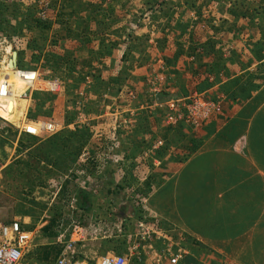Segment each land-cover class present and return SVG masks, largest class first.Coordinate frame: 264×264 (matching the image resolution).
Instances as JSON below:
<instances>
[{"label": "rangeland", "instance_id": "obj_1", "mask_svg": "<svg viewBox=\"0 0 264 264\" xmlns=\"http://www.w3.org/2000/svg\"><path fill=\"white\" fill-rule=\"evenodd\" d=\"M84 32L90 42L75 38ZM189 47L204 50L199 64ZM2 67L36 76L13 118L0 117V223L39 229L22 264L62 254L96 264L108 253L169 264L168 249L179 264L236 263L239 251L180 213L211 216L204 182L187 189L204 173L206 137L244 128L253 110L264 120V0H0ZM51 81L60 92L45 88ZM196 100L211 104L197 109L200 125ZM41 122L53 131H22Z\"/></svg>", "mask_w": 264, "mask_h": 264}, {"label": "crops", "instance_id": "obj_2", "mask_svg": "<svg viewBox=\"0 0 264 264\" xmlns=\"http://www.w3.org/2000/svg\"><path fill=\"white\" fill-rule=\"evenodd\" d=\"M29 91L31 90L26 88L22 96ZM258 111L259 109L252 111L253 116L244 128L224 130L220 137L219 132L206 137V144L196 155L198 169L204 170L205 174H194L193 160L189 162L190 167L185 168L189 179L192 180L194 174L197 180L196 184L191 181L187 183L189 193H198L194 188L204 182L205 191L213 194L211 201L217 202L222 209L219 211L210 201L206 208L209 206L211 216L204 214L205 216L200 215L198 218L192 211L187 210L185 214L180 213L184 210L180 211L181 224L195 231L199 229L197 232L212 243L222 242L225 251H239L234 264H264V120L256 121ZM187 204L191 206L192 203ZM202 219L204 223H201ZM194 220L200 225H194ZM13 221H17L16 218ZM9 223L1 222L4 225ZM20 224L33 236L30 248L39 229H26ZM133 253L132 257L138 255V252Z\"/></svg>", "mask_w": 264, "mask_h": 264}, {"label": "built area", "instance_id": "obj_3", "mask_svg": "<svg viewBox=\"0 0 264 264\" xmlns=\"http://www.w3.org/2000/svg\"><path fill=\"white\" fill-rule=\"evenodd\" d=\"M30 79H25V84L27 89L32 90L33 83L36 80V76L34 73L31 75ZM6 82V81H5ZM45 88L49 92H60V86L57 82H46ZM196 106H193L194 109H191V121L193 124L197 125L201 122L198 120V108H201L202 113L200 115L208 114L211 104L206 102V104L198 105L197 100L195 101ZM195 116V117H193ZM22 131L31 135L45 134L53 131L52 124L41 122L39 125H26L22 127ZM1 170V166H0ZM91 228V227H90ZM85 231V230H84ZM82 229L78 231V235H80L81 239H78L77 242H82L84 240V232ZM33 241V236L27 230H24L21 224L17 221H13L9 224H1L0 223V264H21L22 258L26 250L29 248ZM136 250V248H132L131 251ZM169 249L165 254V258L169 257V264H179L180 259L182 258L181 254H169ZM136 252L139 251L137 250ZM128 263V255H120L115 253H108L98 258L96 264H127ZM55 264H81L73 259L71 256H67L65 254L60 255Z\"/></svg>", "mask_w": 264, "mask_h": 264}, {"label": "bare ground", "instance_id": "obj_4", "mask_svg": "<svg viewBox=\"0 0 264 264\" xmlns=\"http://www.w3.org/2000/svg\"><path fill=\"white\" fill-rule=\"evenodd\" d=\"M31 75V72L24 73L22 71H14L3 67L0 69L1 81H3L2 78L8 76L11 77L12 81V85H8L7 82L0 85V115L5 120L11 119L15 106V98L20 96L21 92L25 88V79H30L32 77ZM9 86H14V88L12 87V89H8Z\"/></svg>", "mask_w": 264, "mask_h": 264}, {"label": "trees", "instance_id": "obj_5", "mask_svg": "<svg viewBox=\"0 0 264 264\" xmlns=\"http://www.w3.org/2000/svg\"><path fill=\"white\" fill-rule=\"evenodd\" d=\"M84 5H86L87 6V8H90V6L92 5L91 3H85ZM83 5V6H84ZM73 35H75L74 33H73ZM75 38L77 39V40H83V39H85L87 42H90L91 41V38H89V36H88V34L86 33V32H84L83 34H81V35H76L75 36ZM190 49H191V54L189 55V56H192L193 57V62L192 63H194V64H199V62H200V60H202V57L201 56H197L199 53H205L204 52V50H201L200 52H198V53H196V48H194V49H192V47H189ZM181 54V53H180ZM195 55V56H194ZM196 148V147H195ZM87 202V201H86ZM85 202V203H86ZM87 204V203H86ZM78 207H79V209H81V210H83V209H86V207H87V205H85V206H82L81 204H78ZM49 225V224H48ZM47 229V227H43V230H46ZM54 249L55 250H51L50 252L51 253H53V258H55L56 257V255H58V253H59V251H60V248L59 247H54ZM118 252V251H117ZM47 256H48V253L45 255V258L44 259H46L47 258Z\"/></svg>", "mask_w": 264, "mask_h": 264}, {"label": "water", "instance_id": "obj_6", "mask_svg": "<svg viewBox=\"0 0 264 264\" xmlns=\"http://www.w3.org/2000/svg\"><path fill=\"white\" fill-rule=\"evenodd\" d=\"M16 56V54L15 53H12V59L9 61V66L12 68L13 67V64H14V60H15V57Z\"/></svg>", "mask_w": 264, "mask_h": 264}]
</instances>
